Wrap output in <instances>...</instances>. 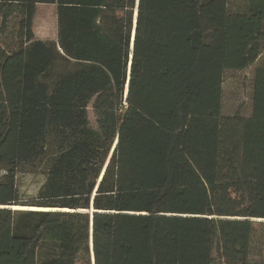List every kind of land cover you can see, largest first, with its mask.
<instances>
[{"label": "trees", "instance_id": "1", "mask_svg": "<svg viewBox=\"0 0 264 264\" xmlns=\"http://www.w3.org/2000/svg\"><path fill=\"white\" fill-rule=\"evenodd\" d=\"M252 67L245 116L225 74ZM261 239L264 0H0V264H264Z\"/></svg>", "mask_w": 264, "mask_h": 264}, {"label": "rangeland", "instance_id": "2", "mask_svg": "<svg viewBox=\"0 0 264 264\" xmlns=\"http://www.w3.org/2000/svg\"><path fill=\"white\" fill-rule=\"evenodd\" d=\"M56 14L55 6L39 5L34 18L35 37L42 41H50L56 38ZM253 73V67L243 73L225 74V97L227 102L231 104L244 105V115H250V80ZM247 81V82H246ZM45 180V176L40 172H22L18 175L17 186L20 193V201L30 202L37 196L38 190ZM15 230L24 231V236L32 229L34 224L39 220L40 216L34 212L16 211L14 212ZM22 217V218H21ZM256 221V220H255ZM258 222V221H257ZM22 236V235H18ZM263 239L254 242L255 254L258 252L263 254L264 261V245ZM54 246L53 244H44L38 254V264H54ZM48 254V263L42 258V254ZM253 252V255H255Z\"/></svg>", "mask_w": 264, "mask_h": 264}, {"label": "bare ground", "instance_id": "3", "mask_svg": "<svg viewBox=\"0 0 264 264\" xmlns=\"http://www.w3.org/2000/svg\"><path fill=\"white\" fill-rule=\"evenodd\" d=\"M13 210H44V209H36V208H28V207H11Z\"/></svg>", "mask_w": 264, "mask_h": 264}]
</instances>
